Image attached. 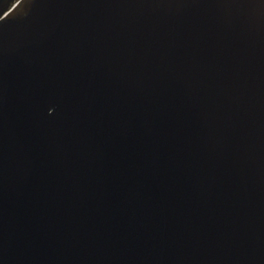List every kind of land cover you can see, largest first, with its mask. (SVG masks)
<instances>
[{
	"label": "water",
	"instance_id": "1",
	"mask_svg": "<svg viewBox=\"0 0 264 264\" xmlns=\"http://www.w3.org/2000/svg\"><path fill=\"white\" fill-rule=\"evenodd\" d=\"M0 0V264H264V0Z\"/></svg>",
	"mask_w": 264,
	"mask_h": 264
}]
</instances>
